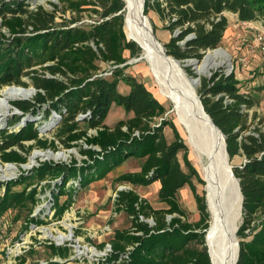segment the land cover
<instances>
[{
	"label": "trees",
	"instance_id": "1",
	"mask_svg": "<svg viewBox=\"0 0 264 264\" xmlns=\"http://www.w3.org/2000/svg\"><path fill=\"white\" fill-rule=\"evenodd\" d=\"M65 1L73 12L85 9L83 6L94 7L92 11L101 20L87 28L75 24L78 19L71 16L61 24L55 21L57 8L48 11L39 5L30 9L25 0H0V28L9 34L0 32V87L31 85L36 91L32 100L11 101L21 110V117L15 120H28L21 122L18 130L2 131V160L24 162L26 156L19 150L26 153L32 146H56L55 140L39 136L36 124L41 113L43 119L50 116L51 122L52 112L56 111L60 143L65 148L77 146L85 159L80 165L51 162L45 166L47 172L62 175L64 182L76 178L80 185L87 186L124 161L138 158L142 160L139 171L123 173L119 180L132 186L160 183L158 200L166 205L160 209L153 208L132 187L119 191L115 204L127 213L131 225L115 233L108 262L212 264L205 240L210 213L205 195L198 193L192 178L202 180L175 124L164 117L165 106L143 82L122 74L121 69L98 75L99 61L118 66L125 62L124 50L132 56L140 54V47L126 35L124 1ZM149 10L155 11L166 22L164 28L173 33L163 45L165 52L179 61H201L207 50L222 43L228 27L225 12L236 14L242 22L259 21L264 27V0H144V13L147 15ZM184 69L199 77L197 95L225 136L229 159L244 157L239 166L232 168L242 194L236 264H264V120L254 133H244L248 110L257 105V98L240 92L234 72L216 70L206 77L197 76L189 65ZM119 81L128 86L126 93L118 90ZM225 96L232 101H225ZM113 103L132 116L109 127L104 121ZM166 126L173 132L171 141L166 138ZM88 129L95 133L89 134ZM27 141L33 143L25 146ZM99 168L101 171L96 173ZM11 185L0 184L6 186L0 197V212L35 203L36 188L27 193L26 189L12 191ZM185 185H189L199 212L195 222L188 220V212L177 198ZM54 199L58 203V196ZM69 203L70 200L62 205L59 212ZM141 218H151L153 223Z\"/></svg>",
	"mask_w": 264,
	"mask_h": 264
},
{
	"label": "rangeland",
	"instance_id": "2",
	"mask_svg": "<svg viewBox=\"0 0 264 264\" xmlns=\"http://www.w3.org/2000/svg\"><path fill=\"white\" fill-rule=\"evenodd\" d=\"M25 1L30 9H34L39 5L48 11H55L54 9L57 8L55 21L61 24H66L71 16L78 19L75 24L87 28L89 24L96 20H101L92 11L94 7L91 6H83L85 9L80 12H73L69 8L67 9L65 0ZM224 14L228 19V27L222 43L216 48H222L225 51L226 61L221 62L225 59L218 55L213 56L212 59L215 65L202 74H197L195 68L192 65L189 66H191L197 76L210 77L212 72L216 70L226 74L234 72L240 92L244 94L251 93L258 101L254 108L248 110V128L244 133L252 134L255 132V128L260 126L258 123L264 120V50L256 41L257 36L264 33V27L239 21L237 15L231 12H225ZM147 15L161 45L168 42L173 33L164 28L166 22L161 20L159 15L153 10H149ZM0 32L9 36L5 28H0ZM209 51L211 50H207L204 56ZM123 56L125 62L118 66L99 61L100 71L121 69L122 74L132 76L143 82L165 106L166 114L164 117L175 124L180 136L188 147V158L195 166L202 180L199 181L196 178H192V181L196 185L198 193L205 195L208 206L205 181L198 165L199 158L191 150L187 133L177 123L173 102L165 95L163 84L155 77L147 62L144 60L136 61L139 55L132 56L129 50H124ZM185 63L188 62L180 61L181 70L186 77H191L192 75H189L184 69L183 64ZM6 86L0 87V93ZM118 90L126 93L129 88L123 81H119ZM34 95L29 99L13 98L10 102L14 100H32ZM18 116L19 118L21 117V110L19 109L17 111L11 110L0 118V144L3 141L2 133L4 131H15L21 126L23 117L17 121L15 119ZM130 116H132L131 112H127L122 106L113 103L104 122L107 126L113 127L118 120L126 119ZM50 120V116L43 119L41 113L37 116L36 124L39 127V136L48 141L55 140L56 146L47 148L32 146L26 153L17 149L26 156V161L24 162L3 161L0 152V184H8L10 182L12 191L26 189L28 193L31 188L37 189V193L34 196L36 198L35 203L28 202L25 206L17 209H7L4 212H0V264H111L112 262H108L107 257L112 253V247L109 250L107 244H112L116 232L126 230L131 225V219L127 213L117 208L113 200V193L120 185H130L119 180V176L126 172L139 171L142 160L130 158L87 186L80 185V181L73 177L68 178L64 182L62 175L56 177L47 172L45 166L51 162L76 163V165H80L85 156L80 153L77 146L65 148L60 143L57 137L59 128L56 127L58 118L53 119L47 125ZM45 124L47 125L46 127ZM81 126L84 127L85 124L81 123ZM164 132L168 141H171L173 139L171 128L166 126ZM88 133L93 134L94 130L88 129ZM32 143V141L24 142L25 146H29ZM36 150L43 152L51 150L55 154L62 152L66 154V157H51L47 159L43 156H36L34 161L30 162V158ZM179 158L183 168L186 169L182 160V152L179 153ZM243 161V156H235L229 159L232 168L233 166H239ZM8 163L13 164L16 168L7 170V173H5L1 169H4ZM29 164L31 166H28ZM100 171L99 168L96 173ZM41 173L45 175L39 176ZM158 183L154 182L146 186H130L134 188L140 197L146 199L153 208L160 209L166 205L158 200ZM5 189L6 186L0 187V197L5 194ZM56 193L58 194L56 195ZM56 196H58V203H55L54 198ZM177 198L182 208L188 212V220L190 222L197 221L199 212L189 185L179 189ZM68 200H70L68 207H65L60 213V207L66 204ZM208 211L210 213L209 207ZM31 217L35 219L32 220ZM141 219L146 221L145 218ZM148 219L152 220L151 218ZM241 222L242 210L238 226ZM104 226L109 228L105 230ZM47 232H51L54 236L59 233L70 234L71 238L58 242L54 237L47 236ZM236 240L238 244L237 236ZM85 247L90 250H86ZM207 247L209 249V246ZM77 249L82 250V252L78 253Z\"/></svg>",
	"mask_w": 264,
	"mask_h": 264
},
{
	"label": "bare ground",
	"instance_id": "3",
	"mask_svg": "<svg viewBox=\"0 0 264 264\" xmlns=\"http://www.w3.org/2000/svg\"><path fill=\"white\" fill-rule=\"evenodd\" d=\"M124 3L126 35L129 40L141 45L136 61L147 62L155 77L163 84L165 95L173 102L177 123L187 133L191 150L199 158V170L205 181L211 214L206 238L212 262L236 264L238 249L236 230L241 216L242 197L229 162L223 136L198 100L196 94L198 83L195 77H186L180 63L172 56L165 55L149 17L144 13L143 0H124ZM217 55L225 59L221 62L226 61L225 51L222 48H215L209 51L201 62H193L196 73H206L215 65L212 58ZM34 93L32 87L13 85L3 88L0 93V118L11 110H18L10 102L11 99H29ZM47 125L45 124V127ZM36 156L47 159L65 158L66 154L36 150L30 162H33ZM30 164L28 166H31ZM15 168L13 164L8 163L1 170L7 173V170ZM65 224L70 226L68 223ZM46 235L54 237L58 242L71 238L70 234L63 233L54 236L47 232ZM85 249L90 250L86 247ZM77 252L80 253L82 250L77 249Z\"/></svg>",
	"mask_w": 264,
	"mask_h": 264
},
{
	"label": "built area",
	"instance_id": "4",
	"mask_svg": "<svg viewBox=\"0 0 264 264\" xmlns=\"http://www.w3.org/2000/svg\"><path fill=\"white\" fill-rule=\"evenodd\" d=\"M256 41L259 43V45L262 46V49L264 50V33L259 34L257 36ZM111 72H112V69L107 70V71L106 70H103V71H99L98 75H109V74H111ZM225 101H228L229 102V101H232V100L230 98H228L227 96H225ZM51 116H52L51 117L52 119H55V118H58L59 117V115L57 114L56 111H53ZM82 116L83 115L81 114L80 117H82ZM94 133H95V130H94ZM84 146L86 147L88 145L84 143ZM94 148L97 149L95 146H94ZM130 188H131V186L128 185V184H123V185L118 186L116 188L115 192L113 193V200L114 201L116 200V198H117L118 193H119L120 190H126V189H130ZM147 220L149 221V219H147ZM151 222H153V221L151 220ZM151 222H149V223L151 224ZM108 228H109L108 226H104V229L105 230L108 229ZM107 246H108V249L110 250L111 244H107ZM129 249H130V247L127 248V250H129ZM125 257H126V255H125Z\"/></svg>",
	"mask_w": 264,
	"mask_h": 264
},
{
	"label": "water",
	"instance_id": "5",
	"mask_svg": "<svg viewBox=\"0 0 264 264\" xmlns=\"http://www.w3.org/2000/svg\"><path fill=\"white\" fill-rule=\"evenodd\" d=\"M143 7H144V0H143ZM135 42V41H134ZM136 43V42H135ZM137 45H138V43H136ZM140 45V44H139ZM138 45V46H139ZM141 46V45H140ZM139 46V47H140ZM162 48H163V50H164V53H165V55L166 56H169L166 52H165V47H164V45H162ZM177 62H179L180 63V61L179 60H177V59H175ZM186 62H188V63H185V64H183V66L185 67V66H188V65H192L193 67H194V65L195 64H193V62H199L198 60H193V59H188ZM195 68V67H194ZM195 79H196V81H197V83H199V77H195ZM34 90H35V88L34 87H32ZM197 94V93H196ZM197 97H198V100L200 101V103H201V100H200V98H199V96L197 95ZM201 106H202V103H201ZM203 107V106H202ZM28 120V118L27 117H24V119H23V121H27ZM213 122V121H212ZM217 127V126H216ZM218 128V127H217ZM219 129V128H218ZM220 130V129H219ZM220 132H221V130H220ZM221 134H222V136H223V140H224V142H225V136L223 135V133L221 132ZM225 148H226V144H225ZM231 168H232V166H231ZM236 178V177H235ZM237 179V178H236ZM237 183H238V189H239V192H240V194H241V191H240V187H239V182H238V179H237ZM241 197H242V194H241ZM147 222H151V220H146ZM208 231V230H207ZM206 237H207V232H206ZM206 240V244H207V238L205 239ZM207 246H208V244H207ZM208 252H209V249H208ZM209 255H210V252H209ZM237 257H238V249H237ZM210 258H211V263L213 264V262H212V257H211V255H210ZM236 261H237V259H236Z\"/></svg>",
	"mask_w": 264,
	"mask_h": 264
},
{
	"label": "crops",
	"instance_id": "6",
	"mask_svg": "<svg viewBox=\"0 0 264 264\" xmlns=\"http://www.w3.org/2000/svg\"><path fill=\"white\" fill-rule=\"evenodd\" d=\"M245 23H252V24L260 25L261 27H263L259 21H249ZM158 185L160 186V183H158Z\"/></svg>",
	"mask_w": 264,
	"mask_h": 264
}]
</instances>
